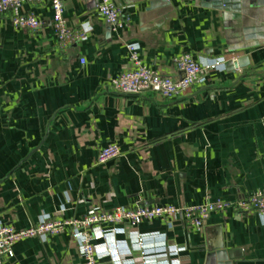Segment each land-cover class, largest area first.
I'll list each match as a JSON object with an SVG mask.
<instances>
[{"label":"crops","instance_id":"1","mask_svg":"<svg viewBox=\"0 0 264 264\" xmlns=\"http://www.w3.org/2000/svg\"><path fill=\"white\" fill-rule=\"evenodd\" d=\"M114 1L131 16L118 31L97 12L98 0H63L70 28H92L65 48L49 2L23 7L43 22L36 31L0 14V224L22 228L45 214L80 218L92 206H182L264 190V0H170L150 16L159 0ZM128 43L174 78L181 52L200 61L226 56L227 64L176 98L124 94L110 80L133 66ZM111 142L122 155L98 164ZM218 225L233 263L264 264V215L256 211L213 212L201 230L177 217L173 226L154 220L138 231L149 253L177 244L181 264H204L201 245L216 238ZM136 231L94 232L98 261L109 264L104 243L119 242L127 264H138ZM14 250L5 264L85 263L70 228ZM150 264H174V257Z\"/></svg>","mask_w":264,"mask_h":264},{"label":"built area","instance_id":"2","mask_svg":"<svg viewBox=\"0 0 264 264\" xmlns=\"http://www.w3.org/2000/svg\"><path fill=\"white\" fill-rule=\"evenodd\" d=\"M43 2H49L52 7L54 28L61 47L65 48L71 43L88 37L91 27L82 25L80 28L73 29L67 25L63 0H0V14H8L16 28L36 31L42 27L43 22L34 13L24 11L23 7L28 3ZM97 12L115 31L125 28L131 19L127 9L114 0H98ZM126 48L133 66L110 80L114 89L124 94L152 92L164 98H176L182 96L191 87L206 82L211 70H223L227 64L226 56L200 61L189 52H181L174 58V64L180 76L174 78L145 64L140 57L137 43H128ZM81 62L84 63L85 59H81ZM121 155L120 145L117 142H111L100 150L96 161L102 164ZM227 209L239 215L249 211L264 215V190H257L246 198L238 200L216 198L199 204L182 206L155 203L133 207L116 206L111 210H100L92 206L80 218L60 219L45 214L35 224L22 228L11 223H2L0 224V264H5L7 259L14 257L15 245L22 240L35 237L48 240L51 236L61 234L66 228H70L77 239L80 254L85 260L84 264H101L98 256H101L102 252H99L93 243L94 232L107 238V233L115 236L125 225L137 230L136 245L141 254L138 264H150L152 260L165 259L170 255L174 257V264H181L178 255L182 247L173 244L170 251L164 250L151 254L147 250L145 237L138 231V226L143 222L154 220L173 226L174 220L181 217L195 229L201 230L204 229L207 219L213 212ZM105 224L110 226L108 230L102 227ZM122 249L119 242L113 245L104 243L102 251L108 257L109 264H127L125 255L120 253Z\"/></svg>","mask_w":264,"mask_h":264},{"label":"water","instance_id":"3","mask_svg":"<svg viewBox=\"0 0 264 264\" xmlns=\"http://www.w3.org/2000/svg\"><path fill=\"white\" fill-rule=\"evenodd\" d=\"M214 2L221 4L224 0H214ZM156 4L166 7L170 5V0H159L157 3H151L149 7V16L155 10L154 5ZM212 230L216 232V238L214 240H206V242L201 245V248L206 250L204 264H235L232 262V258H234L233 251L226 248L222 226L218 225Z\"/></svg>","mask_w":264,"mask_h":264}]
</instances>
